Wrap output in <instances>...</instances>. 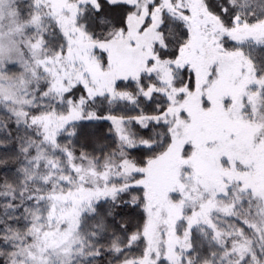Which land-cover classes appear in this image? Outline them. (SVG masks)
Segmentation results:
<instances>
[{
  "label": "snow or ice",
  "instance_id": "snow-or-ice-1",
  "mask_svg": "<svg viewBox=\"0 0 264 264\" xmlns=\"http://www.w3.org/2000/svg\"><path fill=\"white\" fill-rule=\"evenodd\" d=\"M0 264H264V0H0Z\"/></svg>",
  "mask_w": 264,
  "mask_h": 264
}]
</instances>
